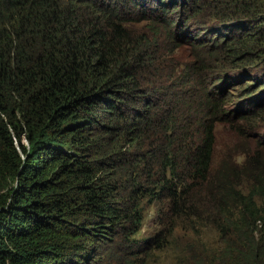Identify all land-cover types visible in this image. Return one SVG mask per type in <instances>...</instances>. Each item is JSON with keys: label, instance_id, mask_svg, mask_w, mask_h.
<instances>
[{"label": "trees", "instance_id": "16d2710c", "mask_svg": "<svg viewBox=\"0 0 264 264\" xmlns=\"http://www.w3.org/2000/svg\"><path fill=\"white\" fill-rule=\"evenodd\" d=\"M203 3L223 24L191 30ZM245 75L264 81V0H0V264H152L207 221L221 247L178 264H264V83L228 102ZM216 123L246 138L218 163ZM146 202L162 225L136 238Z\"/></svg>", "mask_w": 264, "mask_h": 264}, {"label": "rangeland", "instance_id": "374dc122", "mask_svg": "<svg viewBox=\"0 0 264 264\" xmlns=\"http://www.w3.org/2000/svg\"><path fill=\"white\" fill-rule=\"evenodd\" d=\"M218 13H220V11L217 8H214L211 3H203V7L201 8V10H199L196 18H192L191 21H188V27L191 30L204 29L206 31L208 30L207 27L210 25L220 26L223 23L217 16ZM218 31V29H211V32H206L205 36L209 40L211 34ZM219 35H222V33H218L214 37H218ZM162 37L166 38V35L161 34L160 38ZM186 38L191 37L186 36ZM193 40L195 39L190 40L192 41L191 43L181 42L180 46L175 48V50L178 49L176 50V56L178 55L183 57L181 58L183 62H190L195 58L194 54L196 49L198 48L199 42ZM244 56L245 55H243V57ZM249 61L250 59H248V56H246L242 60H240L238 66L233 69H235V71H239L240 73L251 71L250 67L246 64ZM256 64L258 63H255L254 67L258 68L259 66ZM240 83L241 84H236L232 89L228 88L230 90V93H228V98H230V100L228 99V102H230V104L234 103L237 100L241 101L243 100V98L248 97L249 95L245 94L249 90L254 89L252 94L256 93L259 90L260 86L264 83V81L257 82L255 78H249L248 75H245L241 78ZM215 127L216 138L214 157L215 162L218 163L230 148L241 145V143L244 142L246 138L235 129L230 128L228 125L216 123ZM255 138H264V120L257 121L255 123V126L252 128L248 139ZM237 158L240 159V156H237ZM160 219V216H158V205L156 203H144L142 225L138 232L134 235V237L142 238L153 234L162 225L160 223ZM176 220L179 221V224L182 223V221L178 219ZM198 226L200 229L199 234H197V232H194L193 229H191L190 223L187 224V222L180 225L179 227H176L172 233V236L169 238L167 245H165V247L161 250H154L151 252L150 262L152 264H178L179 258L177 257V255L179 254V250L177 248V245L179 243H185L187 240H191V242L204 247V249L208 252H211L214 249L215 253V251L220 248L222 244L220 240L221 238L215 226H213L209 221L199 222Z\"/></svg>", "mask_w": 264, "mask_h": 264}]
</instances>
